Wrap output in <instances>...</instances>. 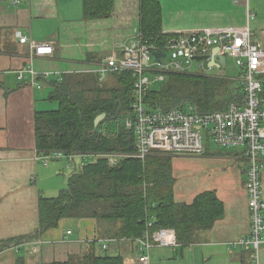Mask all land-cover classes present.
<instances>
[{
  "label": "crops",
  "instance_id": "crops-1",
  "mask_svg": "<svg viewBox=\"0 0 264 264\" xmlns=\"http://www.w3.org/2000/svg\"><path fill=\"white\" fill-rule=\"evenodd\" d=\"M159 1L164 33L249 24L264 47V0ZM250 11L253 19H248ZM138 20L139 0H114L110 17L90 20L83 17V0H0V240L34 233L40 194L56 196L79 165L70 166L66 159L46 164L36 149V112L58 108L49 99L53 80L65 73L96 72L106 55L135 40ZM21 36L50 41L54 54L32 58L30 44L20 42ZM30 64L49 72L37 78L40 86L17 77ZM246 168L240 148L174 156L175 200L191 203L198 193L215 190L224 201L225 216L196 243L152 248L150 264H254L250 251L232 245L250 229ZM262 181L264 191V169ZM109 227L91 217L63 218L40 237L0 250V264H70L91 252L143 264L136 243L129 240L112 241L103 251L99 240L112 238ZM259 256L264 264V247Z\"/></svg>",
  "mask_w": 264,
  "mask_h": 264
},
{
  "label": "trees",
  "instance_id": "trees-1",
  "mask_svg": "<svg viewBox=\"0 0 264 264\" xmlns=\"http://www.w3.org/2000/svg\"><path fill=\"white\" fill-rule=\"evenodd\" d=\"M114 0H83L86 20L108 18ZM159 0H139L138 30L149 44L162 46L173 34L163 32ZM241 74V70H240ZM263 80L264 98V74ZM135 77L132 71L111 73L104 80L97 72L65 73L53 80L49 99L58 108L35 114L36 149L41 154L54 151L90 153L96 157L76 166L56 196H39V227L26 236L0 240V250L28 243L55 228L63 218H96L113 227L112 238H136L147 227L151 215L153 229L171 227L182 247L198 242L199 235L214 227L225 216V204L215 190L198 193L193 202H177L174 185L173 152L157 151L145 159L125 156L110 164V153L131 155L135 132L124 118L131 114ZM244 86L238 78L204 72L168 73L147 96L150 110L190 105L200 113L241 103ZM106 117L97 126L95 119ZM209 142L201 154H219ZM229 152V151H226ZM70 264H125L121 256L88 253Z\"/></svg>",
  "mask_w": 264,
  "mask_h": 264
},
{
  "label": "built area",
  "instance_id": "built-area-1",
  "mask_svg": "<svg viewBox=\"0 0 264 264\" xmlns=\"http://www.w3.org/2000/svg\"><path fill=\"white\" fill-rule=\"evenodd\" d=\"M239 1V0H234ZM254 13L248 12V19ZM162 46L147 43L138 30L135 40L122 45L112 54L106 55L99 63L96 72L104 80L111 73L132 71L135 82L131 114L124 118L128 128L135 132V150L131 155L110 153V164H116L125 156L145 159L150 154L163 151L177 154H201L208 143L204 132L219 148H240L247 162L245 189L248 195L250 229L245 236L236 239L232 245L250 251L254 264H259L260 250L264 247V191L262 173L264 169V47L257 42L249 24L240 27L206 28L203 30H183L176 33ZM20 42H29L31 57H45L54 54L50 41L29 40L21 36ZM215 55L231 56L240 67V81L244 86L241 103L231 102L225 108L210 113H200L190 105L171 109L150 110L147 96L152 87L165 80L168 73L204 72L210 74L215 68L209 63ZM166 55L156 59L154 52ZM197 56L204 59L197 60ZM226 65L221 64V68ZM49 72H39L33 65H27L17 72L24 82L31 78L34 85L38 77H47ZM61 78V77H59ZM58 78V79H59ZM96 156L90 153H67L54 151L41 154L44 163L66 159L70 166L84 164ZM156 221L151 215L144 233L136 238H124L137 245V258L143 264H150V252L156 246L177 247L176 231L171 227L153 229ZM71 233V231H68ZM117 238L99 240L103 251ZM40 240L37 244H40Z\"/></svg>",
  "mask_w": 264,
  "mask_h": 264
},
{
  "label": "rangeland",
  "instance_id": "rangeland-1",
  "mask_svg": "<svg viewBox=\"0 0 264 264\" xmlns=\"http://www.w3.org/2000/svg\"><path fill=\"white\" fill-rule=\"evenodd\" d=\"M208 64L209 63H207V65ZM210 74L217 75V76L228 75V76H230L232 78H238L239 75H240V67L236 64L235 60L231 56L228 55L225 68L223 67V68L220 69L218 67H215V68H213V70L210 71ZM158 83H162V81H160ZM158 83H156V84H158ZM204 135L206 137V141L208 140L211 148H218V149H222V150H225V151L231 150V149L217 147L216 145H214V143L212 142V139L209 136H207V134L205 132H204Z\"/></svg>",
  "mask_w": 264,
  "mask_h": 264
},
{
  "label": "water",
  "instance_id": "water-1",
  "mask_svg": "<svg viewBox=\"0 0 264 264\" xmlns=\"http://www.w3.org/2000/svg\"><path fill=\"white\" fill-rule=\"evenodd\" d=\"M217 53H218V48L216 47L213 50L214 57H212L211 61L209 62V66H211L213 64L215 67L220 68L221 64L222 65H226L227 57H226V55H219V57H218L219 61H216L215 55ZM154 55L156 56L157 60H160L161 57H164L166 54L161 51V52H154ZM204 58H205L204 56H197L196 57L197 60H201V59H204ZM105 117H106V113H101L100 115H98L96 117V119H95V125L97 126L101 121H103L105 119Z\"/></svg>",
  "mask_w": 264,
  "mask_h": 264
}]
</instances>
